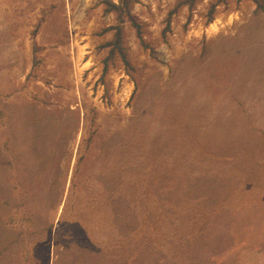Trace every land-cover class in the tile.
Masks as SVG:
<instances>
[{"label":"rangeland","instance_id":"374dc122","mask_svg":"<svg viewBox=\"0 0 264 264\" xmlns=\"http://www.w3.org/2000/svg\"><path fill=\"white\" fill-rule=\"evenodd\" d=\"M0 0V264H264V0Z\"/></svg>","mask_w":264,"mask_h":264},{"label":"trees","instance_id":"16d2710c","mask_svg":"<svg viewBox=\"0 0 264 264\" xmlns=\"http://www.w3.org/2000/svg\"><path fill=\"white\" fill-rule=\"evenodd\" d=\"M122 1L123 0H121V5H122ZM118 6V5H116V4H114V3H111V2H109V6H108V9L109 10H117V11H120L121 10V8L123 7V6Z\"/></svg>","mask_w":264,"mask_h":264}]
</instances>
